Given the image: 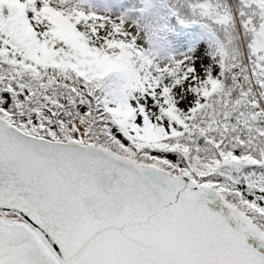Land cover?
Here are the masks:
<instances>
[{"label":"snow or ice","instance_id":"obj_1","mask_svg":"<svg viewBox=\"0 0 264 264\" xmlns=\"http://www.w3.org/2000/svg\"><path fill=\"white\" fill-rule=\"evenodd\" d=\"M0 264H264V0H0Z\"/></svg>","mask_w":264,"mask_h":264}]
</instances>
